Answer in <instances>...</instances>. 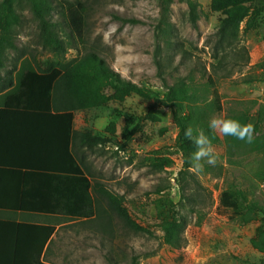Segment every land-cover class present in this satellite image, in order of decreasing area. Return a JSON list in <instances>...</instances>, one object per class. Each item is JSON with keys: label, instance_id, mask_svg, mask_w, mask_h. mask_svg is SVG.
<instances>
[{"label": "rangeland", "instance_id": "374dc122", "mask_svg": "<svg viewBox=\"0 0 264 264\" xmlns=\"http://www.w3.org/2000/svg\"><path fill=\"white\" fill-rule=\"evenodd\" d=\"M59 1L64 9L75 2ZM84 1L91 11L87 28L73 40L60 15L54 17L66 42L65 62L72 63L86 48L95 47L113 70L148 97L108 90L98 107L75 114L74 127L111 140L105 147L82 149L86 167L111 192L124 195L130 215L148 231L126 228L103 202L94 219L58 229L47 260L53 264H264V254L251 244L260 231V219L247 224L242 220L247 204L264 210V151L230 156L225 135L217 129L220 142L211 144L215 165L201 161L202 171L191 168L194 178H182L179 129L171 109L162 103L168 100L167 87L179 77L193 74L201 87L209 85L211 76L215 86L210 92L217 89L223 108L211 118L224 119L232 109L247 108L255 114L251 123L258 124L262 134L264 119H259L258 110L264 105V10L239 25L234 46L219 56L215 45L223 15L212 10V0H193L198 5L197 27L190 21L186 0H175L171 22L176 35L170 47L158 39L164 29L160 0ZM15 7L21 22L14 29L18 50L7 51L9 66L0 71L5 78L0 82V106L23 74L38 71L55 58L39 43L29 7L22 3ZM207 95L201 103L212 100ZM185 112L190 115L189 105ZM160 162L163 166L158 168ZM187 180L190 186L181 192ZM172 215L186 221L179 249L166 244L160 227Z\"/></svg>", "mask_w": 264, "mask_h": 264}, {"label": "trees", "instance_id": "16d2710c", "mask_svg": "<svg viewBox=\"0 0 264 264\" xmlns=\"http://www.w3.org/2000/svg\"><path fill=\"white\" fill-rule=\"evenodd\" d=\"M174 2L160 0V21L164 29L158 34V39L168 47L173 45L176 35L171 22ZM186 2L190 21L197 27L198 5L193 0ZM255 2L259 5L252 8ZM15 3L29 7L38 25L39 43L55 54V58L39 67L38 71L23 74L17 88L2 98L0 106V212L31 219L14 226L17 230L16 246L23 247L25 252L30 250L29 257L24 258L25 263H49L44 260V254L58 228L94 219L103 202L126 228L147 232L130 215L124 195L111 192L94 179L86 167L82 149L105 147L111 140L88 130H76L74 118L77 112L98 107L106 99L108 90L142 97H148V94L141 87L124 80L95 47L86 48L76 61L65 62L66 42L58 31L60 24L54 17L57 13L60 15L67 36L73 40L87 28L91 11L89 3L84 0L68 2L65 9L59 0H3L0 3V71L9 66L7 51L18 50L14 29L21 22ZM212 10L223 15L215 45L220 56L234 46L239 25L264 10V0H212ZM125 21L137 23L134 19ZM221 58L222 62L224 56ZM213 80L209 76V85L200 87L193 74L179 77L172 86L167 87L168 100L162 102L171 109L179 129L177 145L184 154V168L179 173L182 178L184 175L194 178L189 171L193 168L190 157L196 146L185 137L187 128L193 129V136L203 131L209 136L212 145L220 142L215 130L208 127L212 115L223 110L217 89L213 88L210 92V87L215 86ZM3 81L5 78L0 73V82ZM208 93L212 100L207 102L204 99L201 103L204 94ZM186 105L191 108L189 116L185 112ZM253 115L247 108L238 111L232 109L224 119L252 124ZM258 117L264 119V105L259 108ZM252 125V143L225 136L230 156L264 151V132L258 134V124ZM162 166V162L157 165L158 168ZM189 186L190 181L187 180L181 192ZM176 217L172 215V219L165 220L160 227L165 231L166 244L179 249L183 246L186 221ZM257 219L261 222L260 231L251 239V244L264 254V210L255 204H247L243 223ZM6 262L9 263L7 258Z\"/></svg>", "mask_w": 264, "mask_h": 264}, {"label": "clouds", "instance_id": "9594fccd", "mask_svg": "<svg viewBox=\"0 0 264 264\" xmlns=\"http://www.w3.org/2000/svg\"><path fill=\"white\" fill-rule=\"evenodd\" d=\"M209 129L219 130L225 136H232L239 140H244L246 143H252L254 139V128L252 124H241L236 119H219L213 118L209 121ZM185 137L192 140L196 146V150L192 153L190 160L194 171H202L203 164L201 161L209 165H215L217 157L213 152L211 140L208 135L200 131L193 136V129L187 128L184 133Z\"/></svg>", "mask_w": 264, "mask_h": 264}, {"label": "crops", "instance_id": "0c3cea01", "mask_svg": "<svg viewBox=\"0 0 264 264\" xmlns=\"http://www.w3.org/2000/svg\"><path fill=\"white\" fill-rule=\"evenodd\" d=\"M28 221H31V219L22 218L19 215H15L14 213L3 214L0 212V264H26L24 258H27V256L29 257L30 250L25 252L23 247L16 246L18 242L16 240L17 230L14 226L22 223H27ZM54 236L52 238V242ZM52 242L50 243V246ZM48 253L50 254L49 248L46 250L44 254V260L46 262H49V260H47L46 258L48 256ZM13 257L15 259H10ZM6 258L9 263L6 262ZM46 264H53V263L49 262Z\"/></svg>", "mask_w": 264, "mask_h": 264}]
</instances>
